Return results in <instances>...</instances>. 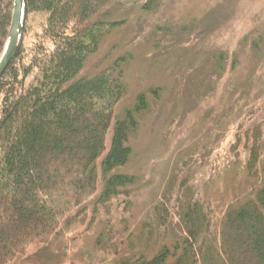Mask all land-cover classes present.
I'll return each instance as SVG.
<instances>
[{"label":"trees","instance_id":"obj_1","mask_svg":"<svg viewBox=\"0 0 264 264\" xmlns=\"http://www.w3.org/2000/svg\"><path fill=\"white\" fill-rule=\"evenodd\" d=\"M115 1L25 0L26 19L46 18L29 48L24 26L0 80V264H73L87 233L107 264H264V157L254 150V183L224 207L187 196L182 184L175 205L155 204L143 232L118 241L114 209L131 207L137 177L123 169L147 95L118 117L126 59L82 75L117 26ZM13 8L0 0V56Z\"/></svg>","mask_w":264,"mask_h":264},{"label":"rangeland","instance_id":"obj_2","mask_svg":"<svg viewBox=\"0 0 264 264\" xmlns=\"http://www.w3.org/2000/svg\"><path fill=\"white\" fill-rule=\"evenodd\" d=\"M149 1L113 3L117 26L82 72L94 76L126 59L118 117L147 95L123 169L137 177L131 207L114 209L118 241L128 231L139 236L155 204L175 205L182 184L187 196L224 207L256 179L251 150L264 157V0H152L157 7L142 9ZM45 18L25 16V48ZM94 239L87 233L68 259L107 264Z\"/></svg>","mask_w":264,"mask_h":264},{"label":"water","instance_id":"obj_3","mask_svg":"<svg viewBox=\"0 0 264 264\" xmlns=\"http://www.w3.org/2000/svg\"><path fill=\"white\" fill-rule=\"evenodd\" d=\"M26 16L25 0H14L12 21L3 52L0 56V80L20 45Z\"/></svg>","mask_w":264,"mask_h":264}]
</instances>
